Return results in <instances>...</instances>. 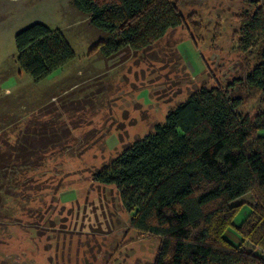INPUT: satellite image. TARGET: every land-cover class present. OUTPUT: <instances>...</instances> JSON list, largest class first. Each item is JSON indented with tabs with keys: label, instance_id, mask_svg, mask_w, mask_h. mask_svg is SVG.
I'll return each instance as SVG.
<instances>
[{
	"label": "rangeland",
	"instance_id": "1",
	"mask_svg": "<svg viewBox=\"0 0 264 264\" xmlns=\"http://www.w3.org/2000/svg\"><path fill=\"white\" fill-rule=\"evenodd\" d=\"M175 4L184 25L145 49L107 57L96 44L115 36L91 25L73 0H0V153L39 130L49 135L54 128L63 139L38 160L18 163L21 172L6 179L0 172V264H154L160 239L134 230L118 190L93 174L192 92L242 80L262 47L260 41L243 52L237 40L240 17L264 8V0ZM34 21L59 30L74 51L37 82L18 65L14 43ZM228 66L231 77L220 82ZM233 91L243 96L241 113L264 111V95L251 97L244 83ZM15 183L19 191L4 194ZM225 236L241 238L233 228Z\"/></svg>",
	"mask_w": 264,
	"mask_h": 264
},
{
	"label": "trees",
	"instance_id": "2",
	"mask_svg": "<svg viewBox=\"0 0 264 264\" xmlns=\"http://www.w3.org/2000/svg\"><path fill=\"white\" fill-rule=\"evenodd\" d=\"M73 4L91 25L115 36L96 44L107 57L123 49H145L187 20L175 0ZM239 30L240 51L262 42L259 61L242 80L192 92L167 112L163 123L93 174L97 182L118 190L134 230L160 239L154 264H264V256L224 236L233 227L242 242L264 252V111L241 113L243 96L233 91L244 83L251 97L264 95V8L242 15ZM14 43L18 65L35 82L74 57L63 34L40 21L18 30ZM51 132L22 136L18 146L1 152L4 178L21 172L19 164L62 144L61 134L54 128ZM20 186H7L4 194L15 195ZM248 193L254 200L251 211L235 226L233 217L243 202L233 201Z\"/></svg>",
	"mask_w": 264,
	"mask_h": 264
},
{
	"label": "crops",
	"instance_id": "3",
	"mask_svg": "<svg viewBox=\"0 0 264 264\" xmlns=\"http://www.w3.org/2000/svg\"><path fill=\"white\" fill-rule=\"evenodd\" d=\"M248 194H244V195H242V196H240L239 198H237V199H235L234 201H233V203H242L243 202V204H242V206L240 207V209L237 211V213L234 215V217H233V224L235 225V226H238L239 224H241V222L248 216V214L250 213V211H251V206H252V204H253V199L251 200V201H247L246 200V196H247ZM244 207H247V209L245 210V214H244V218L239 222V223H236L235 221H234V219H235V217L239 214V212L244 208ZM246 215V216H245ZM229 228H233V227H229ZM228 229V228H227ZM227 229L224 231V236H225V234H226V231H227ZM233 230L235 231V232H237L234 228H233ZM241 237V236H240ZM225 238H226V236H225ZM229 242H231L232 244H234V245H240L242 248H244V249H250V250H253L256 254H259V255H262V256H264V252H262L259 248H252V246L248 243V242H242V239L240 238V240H238L239 238L238 237H236L235 236V240H229L228 238H226Z\"/></svg>",
	"mask_w": 264,
	"mask_h": 264
},
{
	"label": "built area",
	"instance_id": "4",
	"mask_svg": "<svg viewBox=\"0 0 264 264\" xmlns=\"http://www.w3.org/2000/svg\"><path fill=\"white\" fill-rule=\"evenodd\" d=\"M214 60H215L214 61V67L216 68L218 66V62L216 59H214ZM233 70H234L233 66H228V70L224 69L223 71H221L219 74L220 82L226 81L231 76V71H233Z\"/></svg>",
	"mask_w": 264,
	"mask_h": 264
}]
</instances>
